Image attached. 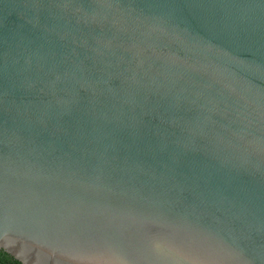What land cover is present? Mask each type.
Returning a JSON list of instances; mask_svg holds the SVG:
<instances>
[{"label": "water", "instance_id": "95a60500", "mask_svg": "<svg viewBox=\"0 0 264 264\" xmlns=\"http://www.w3.org/2000/svg\"><path fill=\"white\" fill-rule=\"evenodd\" d=\"M0 251L264 264V0H0Z\"/></svg>", "mask_w": 264, "mask_h": 264}, {"label": "trees", "instance_id": "16d2710c", "mask_svg": "<svg viewBox=\"0 0 264 264\" xmlns=\"http://www.w3.org/2000/svg\"><path fill=\"white\" fill-rule=\"evenodd\" d=\"M0 264H20L13 260L11 257L7 256L5 253L0 251Z\"/></svg>", "mask_w": 264, "mask_h": 264}]
</instances>
